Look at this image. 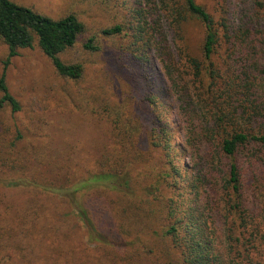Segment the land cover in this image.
<instances>
[{
    "label": "trees",
    "instance_id": "16d2710c",
    "mask_svg": "<svg viewBox=\"0 0 264 264\" xmlns=\"http://www.w3.org/2000/svg\"><path fill=\"white\" fill-rule=\"evenodd\" d=\"M132 15L128 28L135 31L125 48L141 64L133 67L134 84L145 76L147 108L133 111L128 99L93 107L112 137L93 165L58 174L61 182L27 179L20 175L27 156L16 150L24 134L14 125L12 136L6 127L11 138L0 152V171L22 177L5 184L36 192L22 207H0V264H264V0H220L216 13L198 0H135ZM191 25L203 32L193 47ZM85 30L75 13L56 19L0 0V40L8 46L0 112L23 108L6 79L19 49L37 43L59 75L80 79L83 63L64 61L61 53ZM145 49L160 61L163 100ZM170 108L190 164L177 150ZM84 234L99 244V256H83L82 242L78 254L68 244Z\"/></svg>",
    "mask_w": 264,
    "mask_h": 264
},
{
    "label": "rangeland",
    "instance_id": "374dc122",
    "mask_svg": "<svg viewBox=\"0 0 264 264\" xmlns=\"http://www.w3.org/2000/svg\"><path fill=\"white\" fill-rule=\"evenodd\" d=\"M14 1L56 19L75 13L86 26L85 32L79 36L76 43L61 53L64 61L83 63L85 71L80 79L59 75L52 60L37 43L31 48L19 49V54L11 58L7 67L9 90L21 101L23 108L16 113L9 109L0 112V152L5 149L6 141L11 138L5 132L6 127H12L14 136V125H17L24 138L16 150L27 156V168L20 175L42 183H52L57 181L56 179L59 180L60 173L74 170L77 174H82L85 166L93 165L106 145L111 144V126L104 116L93 113L94 106L102 108L108 99L120 106L128 99L126 104L133 111L140 110L141 113V107L147 108L142 98L147 93L145 76L138 74L137 86L134 84L136 76L133 67L141 68V64L125 48L130 43V35L135 31L128 28L129 22L134 21L132 10L135 0ZM198 1L207 5L212 13H216L217 1L220 0ZM114 25H122V31L116 34L103 33L104 29ZM125 33L129 35L126 36ZM202 36L201 27H189L187 37L192 47L199 44ZM93 45L96 49H93ZM7 55L8 46L0 40V75ZM142 55L149 61L148 70L152 84L163 100L165 76L160 68L157 53L155 50L145 49ZM179 56L176 50L174 58ZM132 96L134 98L130 99ZM138 98L143 100V106L139 104ZM164 101L171 103L169 100ZM168 114L171 115L170 119L175 126L177 150L183 156V161L190 164V152L182 147L184 133L178 115L173 108L169 109ZM19 157L20 155L16 154L13 158ZM20 175L12 174L8 170L0 171V207H22L36 192L27 187H11L5 184L20 179ZM73 214L77 216L78 210L74 209ZM100 228L110 238L116 236L113 229L109 231L102 226ZM81 242L80 246L86 249V252L82 253L83 256L89 255L91 258L101 254L98 251L99 244H89L85 234L79 242L71 238L68 244L71 248L74 247L78 254L77 244ZM55 261L56 259L53 260L54 264ZM86 261L89 263V260ZM70 262L68 263L77 264L72 260Z\"/></svg>",
    "mask_w": 264,
    "mask_h": 264
}]
</instances>
